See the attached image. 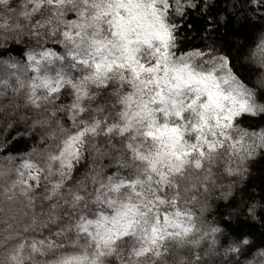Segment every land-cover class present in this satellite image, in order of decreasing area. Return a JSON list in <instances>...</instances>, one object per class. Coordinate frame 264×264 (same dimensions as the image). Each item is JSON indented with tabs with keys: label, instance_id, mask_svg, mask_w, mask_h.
<instances>
[{
	"label": "snow or ice",
	"instance_id": "snow-or-ice-1",
	"mask_svg": "<svg viewBox=\"0 0 264 264\" xmlns=\"http://www.w3.org/2000/svg\"><path fill=\"white\" fill-rule=\"evenodd\" d=\"M0 264H264V0H0Z\"/></svg>",
	"mask_w": 264,
	"mask_h": 264
}]
</instances>
